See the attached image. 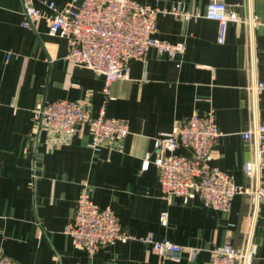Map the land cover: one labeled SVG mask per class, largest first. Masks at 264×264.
<instances>
[{
  "label": "crops",
  "instance_id": "0c3cea01",
  "mask_svg": "<svg viewBox=\"0 0 264 264\" xmlns=\"http://www.w3.org/2000/svg\"><path fill=\"white\" fill-rule=\"evenodd\" d=\"M50 1L62 7L70 0H34L39 8ZM138 1L200 16L160 13L158 36L184 42L185 51L170 59L151 48L144 60L131 59L129 77L113 82L107 99L103 75L68 63L65 37L49 34L43 21L23 26L22 0H0V250L25 264H207L214 248L227 241L245 246L250 232L258 245L253 264H264V204L255 195H236L228 210L200 197L167 199L158 168L141 170L147 152L155 155V136L194 112L213 111L221 136L209 165L251 185L244 164L255 153L242 132L264 122V91L255 96L251 90L264 82V0H227L240 15L257 13L262 23H230L223 43L218 22L204 17L209 0ZM60 99L81 102L93 117L105 108L126 120L130 132L93 148L88 127L69 136L39 128L36 104ZM82 192L111 206L134 238L94 254L75 246L64 230ZM163 211L167 224L160 221ZM149 232L197 252L163 257L139 239Z\"/></svg>",
  "mask_w": 264,
  "mask_h": 264
},
{
  "label": "built area",
  "instance_id": "2783aa9c",
  "mask_svg": "<svg viewBox=\"0 0 264 264\" xmlns=\"http://www.w3.org/2000/svg\"><path fill=\"white\" fill-rule=\"evenodd\" d=\"M22 2L23 26L35 28L43 21L49 34L65 37L68 41V63L103 75L107 99L113 82L129 77L128 63L131 59L144 60L151 48L170 59L185 51L184 42L172 43L158 36L157 18L160 13H173L184 20L200 16L198 12L191 14L177 7L171 10L153 8L138 0H83L81 3L70 0L62 7L50 1L44 8L37 7L34 0ZM204 17L218 22L220 43L226 41L228 26L232 22H241L248 28L262 23L257 13L240 15L227 0H209ZM251 90L255 96L261 94L264 82L259 81ZM34 117L39 128L67 136L88 127L93 137L90 144L93 148L122 140L130 132L126 120L108 116L105 108L93 117L84 104L67 99L40 100L34 108ZM220 136L213 111L194 112L185 121L175 122L170 131L155 136V155L147 152L141 170H148L152 164L158 168L162 193L167 199L179 197L188 202L200 197L207 206L228 210L236 195L251 193L259 204H264V122H257L242 132L255 153L244 164L250 186L236 183L229 174L209 165L208 160ZM182 148L189 153H182ZM160 221L167 224V211L161 213ZM64 231L75 246L91 254L103 246L134 238L111 206L98 205L87 192L79 196ZM139 239L167 258L179 259L187 250L193 254L197 252L195 248L168 239L158 240L153 232ZM212 251L213 257L207 264H253L258 245L249 232L245 246L236 247L227 241ZM0 264L25 263L0 250Z\"/></svg>",
  "mask_w": 264,
  "mask_h": 264
}]
</instances>
